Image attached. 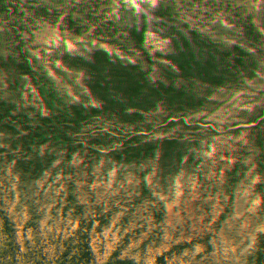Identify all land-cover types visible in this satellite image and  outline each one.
<instances>
[{"label":"rangeland","instance_id":"1","mask_svg":"<svg viewBox=\"0 0 264 264\" xmlns=\"http://www.w3.org/2000/svg\"><path fill=\"white\" fill-rule=\"evenodd\" d=\"M87 1L0 0V264H264V0Z\"/></svg>","mask_w":264,"mask_h":264},{"label":"trees","instance_id":"2","mask_svg":"<svg viewBox=\"0 0 264 264\" xmlns=\"http://www.w3.org/2000/svg\"><path fill=\"white\" fill-rule=\"evenodd\" d=\"M95 0H90V1H87V3H79V2H77L76 3V7H75V11L79 14V16L81 17V18H84L85 16H93V14L94 13H96V11H97V6H92L91 5V3H93ZM99 13H101V12H99ZM104 15V14H103ZM107 16H109L110 17V15L109 14H107ZM113 20H114V17H111L109 20H107V21H111V25H113ZM117 20H119V19H116L115 18V21H117ZM84 26H82V28H83ZM121 32V29H119V26H115L114 27V30H108L107 31V33H109V34H111V36H117V34H119ZM99 53H100V55L101 56H106V57H109V56H111L113 53L111 52V51H109V50H105V51H103V53H101L100 51H99ZM98 53H96L95 55H94V57H98ZM176 257V261H175V264H179L180 263V261L178 260V256H174V258ZM182 264V263H181Z\"/></svg>","mask_w":264,"mask_h":264}]
</instances>
